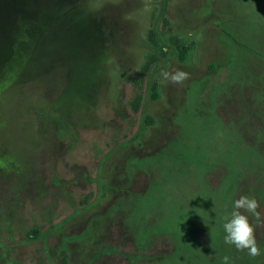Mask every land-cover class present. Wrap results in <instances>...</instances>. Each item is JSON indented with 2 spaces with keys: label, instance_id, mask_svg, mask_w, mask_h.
Here are the masks:
<instances>
[{
  "label": "rangeland",
  "instance_id": "374dc122",
  "mask_svg": "<svg viewBox=\"0 0 264 264\" xmlns=\"http://www.w3.org/2000/svg\"><path fill=\"white\" fill-rule=\"evenodd\" d=\"M242 195L264 219V0H0V264H264Z\"/></svg>",
  "mask_w": 264,
  "mask_h": 264
},
{
  "label": "clouds",
  "instance_id": "9594fccd",
  "mask_svg": "<svg viewBox=\"0 0 264 264\" xmlns=\"http://www.w3.org/2000/svg\"><path fill=\"white\" fill-rule=\"evenodd\" d=\"M187 75L183 70L161 72L164 80L174 83H182ZM258 208L259 201L253 196L242 195L232 201L231 211L223 217L222 223L225 244L232 245L237 250H246L250 256L261 253L262 249L258 245L255 229L258 224L264 223V219L261 218ZM246 213L251 214V220ZM223 262L229 264V257H223Z\"/></svg>",
  "mask_w": 264,
  "mask_h": 264
},
{
  "label": "trees",
  "instance_id": "16d2710c",
  "mask_svg": "<svg viewBox=\"0 0 264 264\" xmlns=\"http://www.w3.org/2000/svg\"><path fill=\"white\" fill-rule=\"evenodd\" d=\"M181 61H185V55L183 57L180 58ZM153 98H157V93H156V90H154V94H153Z\"/></svg>",
  "mask_w": 264,
  "mask_h": 264
}]
</instances>
